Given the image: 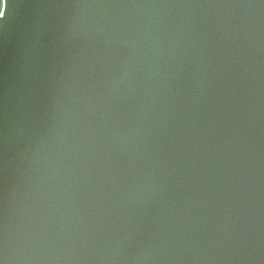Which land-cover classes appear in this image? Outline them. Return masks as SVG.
Instances as JSON below:
<instances>
[{"label": "water", "instance_id": "obj_1", "mask_svg": "<svg viewBox=\"0 0 264 264\" xmlns=\"http://www.w3.org/2000/svg\"><path fill=\"white\" fill-rule=\"evenodd\" d=\"M0 264H264V0H0Z\"/></svg>", "mask_w": 264, "mask_h": 264}]
</instances>
